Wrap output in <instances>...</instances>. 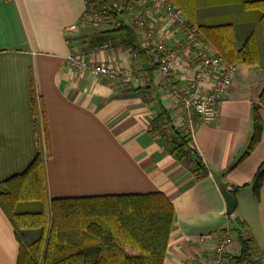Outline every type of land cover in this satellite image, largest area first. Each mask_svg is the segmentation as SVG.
<instances>
[{"label":"crops","instance_id":"0c3cea01","mask_svg":"<svg viewBox=\"0 0 264 264\" xmlns=\"http://www.w3.org/2000/svg\"><path fill=\"white\" fill-rule=\"evenodd\" d=\"M101 1L112 5L126 0ZM231 6L201 10L197 19L214 17L219 14L215 10L224 7L243 12L239 5ZM84 12V0H0V192L4 181L22 173L40 153L48 203L152 193L166 197L174 220L163 264H196L200 255L213 251L214 236L225 228L237 246V221L243 223L245 238L264 255V181L258 199L251 187L264 162L260 25L255 22L259 37L253 30L257 63L235 64L236 77L218 105L216 119L202 123L191 116L189 147L207 173L199 177L193 172V160L178 156L160 130L162 125L185 136L187 119L156 83L147 54L131 53L122 31L91 24L69 31ZM152 29L161 35L160 23ZM103 44L108 48L101 49ZM73 51L112 67L141 69L146 83L137 87L79 73L65 63ZM183 68L177 73L183 74L181 86L191 71ZM253 110L260 117L262 133L254 150L241 159L251 137ZM220 185L233 192L235 208L229 216ZM22 233L26 241L37 236L33 230ZM200 237L205 238L201 244ZM18 253L16 232L0 207V264H17Z\"/></svg>","mask_w":264,"mask_h":264},{"label":"trees","instance_id":"16d2710c","mask_svg":"<svg viewBox=\"0 0 264 264\" xmlns=\"http://www.w3.org/2000/svg\"><path fill=\"white\" fill-rule=\"evenodd\" d=\"M170 1L225 63H257L253 31L238 44L232 24H198L197 13L218 6L239 5L243 12L252 11L256 16L264 42V0ZM84 3L86 13L90 8L104 4L101 0H84ZM107 28L127 34V48L131 53L146 54L140 47L139 34L133 28L126 25L117 29ZM259 104L264 109V87ZM162 120L160 117L159 121ZM250 123L251 137L241 159L254 150L260 141L262 123L256 110L251 114ZM172 133L170 141L163 135L173 151L178 156L195 161L194 174L198 172L205 176L197 156L189 147L188 136ZM263 181L264 162L258 166L251 182L256 199ZM231 194L233 196V192ZM0 207L16 232L19 244L17 264H163L174 220L171 203L160 193L55 199L48 203L44 162L40 153L22 173L1 184ZM29 230L37 232V236L26 241L22 231ZM234 232L239 254L229 257V264H242L253 255L260 257L257 264H264V255L243 235L242 222H236Z\"/></svg>","mask_w":264,"mask_h":264},{"label":"built area","instance_id":"2783aa9c","mask_svg":"<svg viewBox=\"0 0 264 264\" xmlns=\"http://www.w3.org/2000/svg\"><path fill=\"white\" fill-rule=\"evenodd\" d=\"M90 23L112 29L123 25L133 28L140 37V47L150 59L155 70V81L161 86L171 100L172 106L187 119L186 132L188 139L192 138L194 114L202 123H210L218 115V105L228 95L237 74V66L229 65L216 55L213 48L203 40L195 27H192L185 15L177 9L170 0H135L121 4H100L84 12L80 21L69 26L68 30L76 31L79 24ZM161 24V35L157 36L152 26ZM172 36V41L167 38ZM172 44L175 48H170ZM108 45H101L107 49ZM68 67L98 78L105 77L111 83L133 84L141 86L146 83L145 73L138 68L112 67L79 56L74 51L65 59ZM184 66L191 69L183 80ZM208 85V88H204ZM162 131L171 140L173 133L167 127ZM195 149V148H194ZM199 160L206 173V166ZM193 171L196 162L193 161ZM201 177V173L195 172ZM229 229L225 228L214 236V248L211 253L199 256L196 264H225L226 257L239 254L238 245L229 236ZM205 238H198L203 243ZM259 256L253 255L242 264H257Z\"/></svg>","mask_w":264,"mask_h":264},{"label":"rangeland","instance_id":"374dc122","mask_svg":"<svg viewBox=\"0 0 264 264\" xmlns=\"http://www.w3.org/2000/svg\"><path fill=\"white\" fill-rule=\"evenodd\" d=\"M236 7V6H231ZM230 7H224L220 9H216V13H219L218 15H215L211 18H206L203 20H199L198 24H208V25H222V24H232L235 31L236 41L238 44H241L246 36L254 30H256V33L259 37V30L258 25L256 22V16H254L252 11H245L241 13H237L234 11L233 13L230 12ZM240 12V11H239Z\"/></svg>","mask_w":264,"mask_h":264},{"label":"water","instance_id":"95a60500","mask_svg":"<svg viewBox=\"0 0 264 264\" xmlns=\"http://www.w3.org/2000/svg\"><path fill=\"white\" fill-rule=\"evenodd\" d=\"M218 191L225 202V213L227 216H229L232 214L235 208L234 197L232 196L231 192L227 191V189L223 185H220L218 187Z\"/></svg>","mask_w":264,"mask_h":264}]
</instances>
